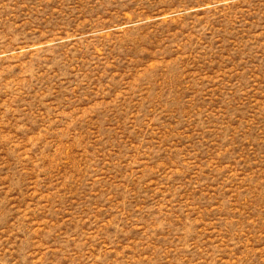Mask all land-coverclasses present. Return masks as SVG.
I'll return each instance as SVG.
<instances>
[{
    "label": "rangeland",
    "instance_id": "374dc122",
    "mask_svg": "<svg viewBox=\"0 0 264 264\" xmlns=\"http://www.w3.org/2000/svg\"><path fill=\"white\" fill-rule=\"evenodd\" d=\"M0 264H264V0H0Z\"/></svg>",
    "mask_w": 264,
    "mask_h": 264
}]
</instances>
